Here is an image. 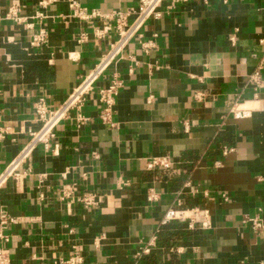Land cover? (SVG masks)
Listing matches in <instances>:
<instances>
[{"label": "crops", "instance_id": "0c3cea01", "mask_svg": "<svg viewBox=\"0 0 264 264\" xmlns=\"http://www.w3.org/2000/svg\"><path fill=\"white\" fill-rule=\"evenodd\" d=\"M40 1L0 0L2 12L18 5L22 18L0 20V174L40 130L36 102L58 109L117 39L97 36L102 17L66 18V3ZM80 2L101 16L138 6ZM171 3L96 81L83 108L90 121L79 129L63 120L51 142L59 154L38 145L0 189V222L3 213L15 220L4 231L12 264H54L73 247L84 264H264V0ZM41 29L48 41L33 46ZM142 43H151L148 52ZM114 75L123 87L110 126L98 92ZM236 103L255 107L251 117L237 119ZM225 148L233 152L224 156ZM166 156L171 169H147ZM66 186L73 195L62 199ZM86 193L97 195V208L77 201ZM194 207L209 211L210 228L162 224L168 210Z\"/></svg>", "mask_w": 264, "mask_h": 264}, {"label": "built area", "instance_id": "2783aa9c", "mask_svg": "<svg viewBox=\"0 0 264 264\" xmlns=\"http://www.w3.org/2000/svg\"><path fill=\"white\" fill-rule=\"evenodd\" d=\"M165 0H138L137 7H130L126 11H117L109 16H101L93 11L89 13L88 10L82 7L80 0H41L39 5L43 8L48 7L50 4L64 2L68 5L70 14L65 16L70 19H77L83 22H89L97 17H102L105 21L103 29L97 30V36L103 37L106 34L113 32L117 35V39L110 46L109 51L103 59L97 64L94 70L86 76L80 85L74 89L66 101L56 110H51L45 98H40L35 104V118L42 124L37 132H31V140L25 148L21 151L19 156L14 160L10 167L0 174V189L7 181V179L14 174L16 169L27 162L38 145H43L46 151H52L55 155L59 154V145L53 146L51 142L56 138V128L65 119L72 118L77 128H82L87 122L90 121L83 114L88 96L93 92L96 81L103 75V73L122 55L128 44L139 35L145 24L152 18L159 19L161 17L160 8ZM188 0H172L171 6L168 8L173 9L177 4L186 2ZM21 8L18 5L10 6L5 12L0 10V20H9L20 22ZM42 14L36 15V18H41ZM87 38L86 34L81 36L80 42H84ZM236 35L231 36L230 41L235 43ZM48 41V34L44 29H41L32 42L33 46H41ZM151 43H142V49L148 52L151 48ZM260 67L252 76L251 81L256 84H261ZM123 87V81L117 76L112 77L109 87L100 89L98 92V101L101 106L100 120L105 125L114 126L112 123L113 108L116 103V97L119 90ZM255 107H246V104L236 103L231 109V113L237 119H244L251 117ZM1 119V112H0ZM3 138V132L0 129V140ZM233 152L231 148H225L223 155L227 156ZM221 163L216 162L215 166L220 167ZM173 162L169 157H156L149 160L147 163L148 170H155L156 168L171 169ZM73 195V188L66 186L63 188L62 199L71 198ZM77 201L87 209H95L99 206L100 200L94 193H86ZM173 221L185 223L189 230L208 229L211 226L210 213L208 210L200 207H194L188 210L177 211L170 209L166 213L163 225ZM15 220L9 218L4 213L0 222V264H12L9 258L8 250L4 247L9 242L8 236L4 234L5 229ZM254 230L259 231L263 229V224L257 218L248 219ZM150 249L147 247L139 254H148ZM84 255L79 247H73L68 257L60 258L54 264H84Z\"/></svg>", "mask_w": 264, "mask_h": 264}, {"label": "trees", "instance_id": "16d2710c", "mask_svg": "<svg viewBox=\"0 0 264 264\" xmlns=\"http://www.w3.org/2000/svg\"><path fill=\"white\" fill-rule=\"evenodd\" d=\"M177 235H178V236H180V234H179V233H178Z\"/></svg>", "mask_w": 264, "mask_h": 264}]
</instances>
